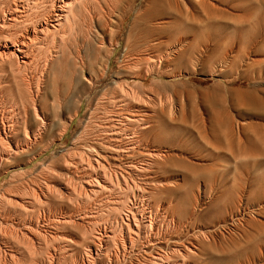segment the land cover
Returning a JSON list of instances; mask_svg holds the SVG:
<instances>
[{
    "label": "rangeland",
    "instance_id": "374dc122",
    "mask_svg": "<svg viewBox=\"0 0 264 264\" xmlns=\"http://www.w3.org/2000/svg\"><path fill=\"white\" fill-rule=\"evenodd\" d=\"M0 264H264V0H0Z\"/></svg>",
    "mask_w": 264,
    "mask_h": 264
},
{
    "label": "bare ground",
    "instance_id": "6f19581e",
    "mask_svg": "<svg viewBox=\"0 0 264 264\" xmlns=\"http://www.w3.org/2000/svg\"><path fill=\"white\" fill-rule=\"evenodd\" d=\"M60 18V17H59ZM27 29V28H26ZM20 42H22V41H20ZM17 43H18V40H16V39H14L13 40V44L15 45V46H17ZM23 44H25V43H23ZM23 44L21 43V46L24 48V46H26V45H24L23 46ZM23 50V49H22ZM20 51V50H19ZM24 51V50H23ZM22 51V52H23ZM21 52V51H20ZM24 53V52H23ZM27 53V52H26ZM4 62V61H3ZM85 62V61H84ZM84 69V68H83ZM74 74V73H73ZM89 81V80H88ZM97 84V83H96ZM65 93V92H64ZM64 93H62V96H64L65 94ZM70 96V95H69ZM69 98V97H68ZM79 99V98H78ZM65 100H67V98L65 99ZM62 102V101H61ZM67 103H69V102H67ZM78 103H80L81 104V101L80 102H78ZM69 105V104H68ZM22 142V141H21ZM26 146V145H25ZM18 151V150H17Z\"/></svg>",
    "mask_w": 264,
    "mask_h": 264
}]
</instances>
